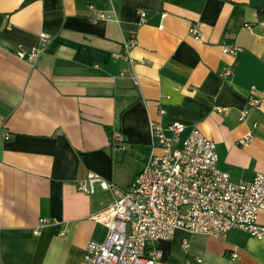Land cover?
Masks as SVG:
<instances>
[{"label": "crops", "instance_id": "0c3cea01", "mask_svg": "<svg viewBox=\"0 0 264 264\" xmlns=\"http://www.w3.org/2000/svg\"><path fill=\"white\" fill-rule=\"evenodd\" d=\"M260 6L264 0H0V264H84L88 244L108 236L94 217L113 195L100 186L84 194L76 184L97 174L128 187L151 154V123L183 124L178 148L199 129L235 183L264 174ZM192 26L201 40L189 35ZM132 33L136 80L124 59ZM225 43L242 51L225 55ZM35 48L44 50L37 64L18 58ZM228 66L232 79L221 77ZM252 88L261 107L240 122ZM115 133L125 153L114 150ZM248 133L253 140L243 146ZM41 219L52 224L37 233ZM156 248L158 264H264V239L239 230L220 239L180 230Z\"/></svg>", "mask_w": 264, "mask_h": 264}, {"label": "built area", "instance_id": "2783aa9c", "mask_svg": "<svg viewBox=\"0 0 264 264\" xmlns=\"http://www.w3.org/2000/svg\"><path fill=\"white\" fill-rule=\"evenodd\" d=\"M140 16L145 22L147 13L141 12ZM261 26L264 28V21ZM244 28L254 31L250 24ZM189 35L196 40L202 38L196 26L190 28ZM49 40L48 35L41 36L43 44ZM138 44L136 33H132L124 44V59L135 80L136 60L132 53ZM221 49L223 54L233 58L242 51L229 43L223 44ZM43 53L44 50L38 48L30 51L20 49L17 56L35 65ZM128 70L121 75L124 76ZM233 76L231 66L221 73L225 79ZM254 90L252 88L249 108L242 111L240 122L247 119L251 108L261 107L262 100L254 96ZM151 128V154L143 170L128 187H118L97 174H90L86 180L76 184L77 190L84 194L93 195L100 186L113 195V203L94 217L95 221L107 227L108 236L104 242L91 241L88 244L84 264H158L161 254L156 243L171 240L180 230L215 239L239 230L253 238L264 239V226L259 223V216L264 212V174L259 173L252 182L235 183L228 173L217 168L216 144L199 129H194L178 148L180 135L185 130L183 124L172 123L165 130L151 123ZM166 131H170L172 136H166ZM252 140L253 134L248 133L239 143L245 146ZM113 148L116 152H126L120 133L113 135ZM51 224V219H41L36 232L40 233ZM187 247L185 242L184 248Z\"/></svg>", "mask_w": 264, "mask_h": 264}, {"label": "trees", "instance_id": "16d2710c", "mask_svg": "<svg viewBox=\"0 0 264 264\" xmlns=\"http://www.w3.org/2000/svg\"><path fill=\"white\" fill-rule=\"evenodd\" d=\"M257 9L261 14L264 13V6H260Z\"/></svg>", "mask_w": 264, "mask_h": 264}]
</instances>
